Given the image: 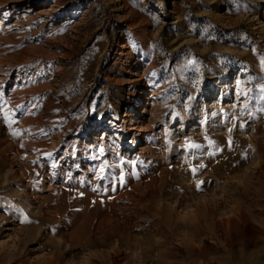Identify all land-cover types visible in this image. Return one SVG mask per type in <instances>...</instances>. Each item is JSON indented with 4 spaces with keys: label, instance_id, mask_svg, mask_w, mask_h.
<instances>
[{
    "label": "rangeland",
    "instance_id": "obj_1",
    "mask_svg": "<svg viewBox=\"0 0 264 264\" xmlns=\"http://www.w3.org/2000/svg\"><path fill=\"white\" fill-rule=\"evenodd\" d=\"M263 11L0 0V264H264Z\"/></svg>",
    "mask_w": 264,
    "mask_h": 264
},
{
    "label": "bare ground",
    "instance_id": "obj_2",
    "mask_svg": "<svg viewBox=\"0 0 264 264\" xmlns=\"http://www.w3.org/2000/svg\"><path fill=\"white\" fill-rule=\"evenodd\" d=\"M262 18L264 19V11H263V13H262ZM258 23H259V24L261 25V27L264 29V20H260ZM138 108H139V106H138V105H135L134 112L137 111ZM132 116H135V114H134V113H130V112L128 113V115H126V117H132ZM130 130H136V127L131 126V127H130ZM134 147H136V146L134 145Z\"/></svg>",
    "mask_w": 264,
    "mask_h": 264
},
{
    "label": "snow or ice",
    "instance_id": "obj_3",
    "mask_svg": "<svg viewBox=\"0 0 264 264\" xmlns=\"http://www.w3.org/2000/svg\"><path fill=\"white\" fill-rule=\"evenodd\" d=\"M201 167H203V165H201ZM200 183H203V182H200ZM197 187H199V184L197 185Z\"/></svg>",
    "mask_w": 264,
    "mask_h": 264
}]
</instances>
